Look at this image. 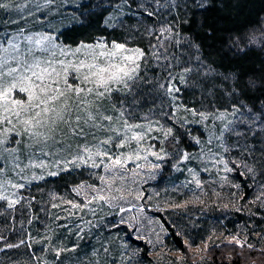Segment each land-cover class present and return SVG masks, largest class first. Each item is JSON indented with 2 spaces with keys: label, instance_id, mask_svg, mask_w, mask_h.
Instances as JSON below:
<instances>
[{
  "label": "rangeland",
  "instance_id": "obj_1",
  "mask_svg": "<svg viewBox=\"0 0 264 264\" xmlns=\"http://www.w3.org/2000/svg\"><path fill=\"white\" fill-rule=\"evenodd\" d=\"M163 2L164 0H161V3ZM141 4L144 7H140ZM116 5L121 7L117 8ZM185 5L195 4L193 0H177V7L157 10L154 0H128L127 4L124 0H56V3L42 11H35V5H30L35 15L28 17L26 34L50 33L55 35L61 44L73 48L81 43L93 44L103 38L109 43L127 41L130 47L143 48L140 43H145L148 49L150 43H158L156 37L159 36V29L162 26H172L179 32L177 39L188 40L180 29V23L187 14L188 7ZM144 8L153 11L155 15L148 19L149 16ZM19 15L14 11L0 10V22L19 18ZM109 17H111L110 24H114L115 27L105 25L104 22ZM24 25L23 20L20 25L0 23V35L6 30L9 33L14 32ZM85 25L92 26L88 40L80 37L77 42H72L70 36L69 39L66 38L67 30ZM146 28H151L153 34L148 35ZM117 29L119 32L113 34ZM3 38L6 40L8 37ZM164 42L168 43L167 40ZM183 51L185 55L180 56V60L185 65L191 64L196 67L199 61L194 59L197 55L195 49L184 47ZM189 58L193 59L189 60ZM175 71L179 72L180 69L177 67ZM147 76L154 79L151 84H142L137 88L135 99L138 103H133L132 95L123 96L113 93L116 108L119 109L123 101L125 115L131 113L129 122L145 126L133 129L135 132L145 133L143 140L129 141L124 147H117L115 143L103 145L101 151L107 150L111 159L94 156L92 160H87V163L80 161L75 164L67 163L71 155L66 154H61L59 157L53 155L34 158V164H39L40 159H44L46 167H30L20 175L15 172L8 173L13 183H22L25 186L22 189L6 186L5 194L10 195L15 192L16 196L11 198L19 197L22 200V191L33 184L61 174H77V183L71 192L55 189L52 195L50 194L53 202L49 220L41 222L37 229L33 226L31 230L37 231L36 235H39L41 244L54 249L66 248V253H72L84 237H94L93 247L91 246L80 256L75 255L76 260L72 264L75 262L93 264L96 260L100 264H185L181 252L172 250L170 245L165 246L161 242H155L156 238L150 237L148 244L152 249L149 254L154 258L152 262L146 260L142 249L127 242L130 236L139 239L136 235L150 225L151 221L147 220L146 210L166 215L183 237L189 252L198 255L201 259L207 257L206 252L211 245L224 242L258 246L264 251V228L255 224L253 219L255 208L264 205V184H261L259 179L261 186L254 192L256 197L249 199V193L241 189L235 173H240L245 180L253 181L260 173L235 156L229 142V135L239 137L242 128L250 127L252 122L256 121L252 119L254 112L252 110L249 112L248 109L251 108L248 106H240L241 111L236 115L231 114V107L214 108L221 111L228 109L226 120L193 122L198 121V117H193L183 108L177 111L174 105L182 104L189 108L207 111L214 109L207 108L203 104L195 105L202 101L200 99L202 97L191 98L188 96L191 89L178 83L177 86L181 87V92L176 94L179 99L172 102L164 97L163 92L156 87L155 78L165 77L166 73L163 70L158 71L152 61H149ZM192 94L195 96V93ZM110 114L116 116L118 111ZM185 119L188 122H185ZM229 120L232 121L229 129H235L234 132L224 131V124ZM256 122L262 124L261 121ZM149 124L151 131L147 130ZM121 125L122 122L119 121L115 124L123 131ZM178 126L189 133L195 131L194 149L178 147L180 143L177 136ZM168 128L172 129V133L166 137L165 132ZM221 132H223V140L216 139ZM109 134L111 133L98 132V139L88 136L86 140L80 139L74 144L87 143L93 147ZM75 151L74 147L73 154ZM153 153H157L161 159H157ZM184 154H187V159L184 158ZM128 155L133 156V159H126ZM117 156L122 159V166L113 164ZM21 160L24 164L28 163L24 156ZM169 162L172 165L171 173L167 178H162L160 175ZM225 162L227 168L232 169L231 171L226 170ZM93 163L98 166L93 167ZM21 166L23 167V164ZM248 168H252L253 171L249 172ZM50 172L58 174L52 176L49 175ZM249 188H252L251 184ZM97 195L103 196L105 200H93ZM0 203L6 204L5 201ZM73 204H80L82 207L74 208ZM85 204H87L86 208L83 207ZM99 230H117V232L115 235L105 236V240L95 236ZM157 241L159 242L158 239ZM103 247L109 248L110 257L106 261L100 256V249H105ZM93 251L98 252V255L93 257ZM68 262L69 259L65 264Z\"/></svg>",
  "mask_w": 264,
  "mask_h": 264
},
{
  "label": "snow or ice",
  "instance_id": "obj_2",
  "mask_svg": "<svg viewBox=\"0 0 264 264\" xmlns=\"http://www.w3.org/2000/svg\"><path fill=\"white\" fill-rule=\"evenodd\" d=\"M127 2L128 0H124L125 4ZM154 2L157 10L177 7V0H164L163 3L161 0H154ZM54 3L56 0H43V3L41 0H0V10L20 14L19 18L0 23L20 25L21 20L25 22L24 26L18 27L14 32L9 33L6 30L0 35V201L6 202L7 209H15L21 203V198L12 199V196H16L15 192L6 195V186H11L13 189H22L25 186L22 183H13L8 173L15 172L20 175L30 167H46L44 159H40L39 164H34V158L53 155L59 157L61 154H66L71 155L67 163L72 164L77 161L87 163V160H92L94 156L111 159L107 150L101 151V146L115 143L117 147H124L129 141L139 142L144 139L143 131L135 132L133 129L145 126L129 122L131 113L125 115L123 101L121 107L116 108L113 93L123 96L132 95L133 103H138L135 99L137 88L142 84H151L154 79L147 76L149 61L153 62V66L158 71L163 70L166 73L165 77L155 78L156 87L172 102L179 99L176 94L181 92V87L177 86V83L190 89H199L202 95L213 97L217 89L221 91L223 89L221 85L212 83L211 78L220 76L222 80H229V77L221 76L210 66L205 71L204 62L199 55L200 46L191 40L177 39L179 32L170 25L159 29V36L156 37L158 43H150L148 51L141 47H130L127 41L109 43L103 38L93 44L81 43L73 48L61 44L57 37L50 33L26 34L28 17L35 15V11H42ZM193 3L197 8H204L208 0H193ZM30 5H35V11ZM139 6L144 7L143 4ZM188 6L190 5H185ZM116 7L119 8L121 5ZM144 11L149 17L155 15L147 8H144ZM110 20L111 17L105 20V25L115 27L114 24H110ZM146 32L148 35L153 34L151 28H146ZM3 37L8 38L5 40ZM165 40L168 41L167 44ZM184 47L195 49L197 52L194 59L199 61V64L196 67L191 64L185 65L180 60L179 57L185 55ZM191 59L193 58H189ZM177 67L180 69L179 72L175 71ZM205 84L209 85L207 89L204 87ZM247 86L248 88L264 87V82L257 84L256 81L249 79ZM233 94L239 95L235 79L230 90L224 92L229 99ZM174 106L177 111L183 108L193 117H198V121L193 122L224 121L229 114L228 109L207 111L189 108L182 104ZM231 108L232 115L241 111V107L237 104H233ZM116 111L118 115L110 114ZM248 111L251 112V109ZM262 116H264V106L259 110V114L253 113L252 119L264 123ZM118 121L122 122L123 131L115 126ZM185 122L188 121L185 119ZM231 123L232 121L229 120L224 124V131H235L229 129ZM147 130H152L150 124L147 125ZM261 130L264 131V128ZM98 132L111 134L93 146L95 151L87 143L74 144L77 140H86L88 136L98 139ZM171 133L172 129L168 128L165 136ZM216 139L223 140V132ZM211 142L209 139V143ZM74 147L75 154H73ZM153 155L161 159L157 153ZM22 156L28 163H23ZM125 158L131 160L133 156L128 155ZM184 158H188L187 154H184ZM113 164L122 166L123 161L117 156ZM92 166L98 165L93 163ZM225 168L228 171L232 170L227 168L226 162ZM248 171L252 172L253 169L248 168ZM57 174V172L49 173L52 176ZM93 200H105V198L97 195ZM73 207L82 206L73 204ZM83 207L86 208L87 204ZM8 247H19V245H8ZM66 250L63 248L57 250V256ZM107 251L108 249L105 248L104 252ZM92 255L95 257L98 252L93 251ZM93 264L100 262L96 260Z\"/></svg>",
  "mask_w": 264,
  "mask_h": 264
},
{
  "label": "trees",
  "instance_id": "obj_3",
  "mask_svg": "<svg viewBox=\"0 0 264 264\" xmlns=\"http://www.w3.org/2000/svg\"><path fill=\"white\" fill-rule=\"evenodd\" d=\"M186 13L180 23V29L188 40L200 46L199 55L204 62V70L206 71L210 66L221 76L229 77V80H222L220 76L211 78L212 83L221 85L223 89V91L217 89L213 97L202 95L199 89H191L188 96L198 99L202 97L200 99L207 108L224 109L237 104L248 106L254 113L259 114V110L264 106V87L248 88L247 81L251 79L257 84L264 82V0H208L206 7L197 8L195 5H190ZM87 26L67 30L66 38L69 39L70 36L72 42H77L80 37L88 40L92 26ZM118 32L117 29L113 34ZM140 45L148 51L145 43ZM234 79L239 95L233 94L229 99L224 92L230 90ZM204 87L207 89L209 85L205 84ZM192 93H195V96ZM200 104L201 102L195 103L197 106ZM262 128L264 123L260 125L259 122L253 121L250 127L242 128L239 137L229 135L233 154L260 173L254 181L245 180L240 173H235L241 189L249 193V199L256 197L254 192L261 186L259 179L261 184H264ZM193 133L195 131L189 133L178 126L177 136L180 139L178 147L194 149ZM171 168L169 162L160 176L167 178ZM77 178L76 173H67L33 184L22 191L21 203L15 209H7V204L0 203V264H65L68 259L70 260L68 264H72L76 260L75 255L80 256L91 246L93 247L94 237L86 236L76 245L72 253L62 251L57 256L56 252L59 249L48 248L41 244L39 235H36L37 231H31L33 226L37 229L41 222L49 220L53 202L52 192L55 189L71 192L77 183ZM249 184L252 188H249ZM145 213L148 215L147 220L151 221L150 225L136 235L139 239L130 236L127 242L142 249V254L148 262L154 259L149 256L152 249L148 245L150 237H153L156 238L155 242H161L165 246L170 245L172 250L181 252L185 264H252L254 262L264 264V251L258 246L226 242L211 245L206 252L207 257L201 259L198 255L189 252L183 237L166 215L149 210ZM253 219L255 224L264 228V205L255 208ZM116 232L117 230H99L95 236L105 239V236L115 235ZM8 245H19V247L10 248ZM107 249V253L104 249H100V256L104 261L110 257L109 248Z\"/></svg>",
  "mask_w": 264,
  "mask_h": 264
}]
</instances>
